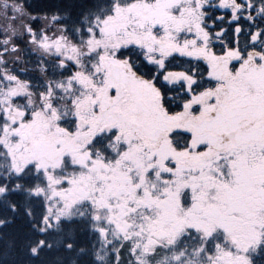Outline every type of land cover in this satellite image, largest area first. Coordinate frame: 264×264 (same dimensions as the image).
Instances as JSON below:
<instances>
[{"label":"snow or ice","instance_id":"1","mask_svg":"<svg viewBox=\"0 0 264 264\" xmlns=\"http://www.w3.org/2000/svg\"><path fill=\"white\" fill-rule=\"evenodd\" d=\"M88 3L96 6V10L92 13L91 21L85 16L84 27L75 29L78 42L72 41L68 36H56L55 32L46 33L44 29H40L42 39L37 40L34 25L43 17H38L33 10L32 0H15L14 3L12 0H2L0 18L9 21L10 29L17 22L22 24L30 41L38 43L48 55H53L49 49H55L60 71L69 69L66 84L57 83V89L72 91L73 74L78 71L82 70L84 74L91 71L93 76L98 75L100 69L94 59H102L107 55L125 61L127 71L133 74V78L139 77L143 85L155 89L159 97V108L163 110L164 116L178 118L181 124L187 121L197 127L204 125V138L197 137L194 131L188 129H177L171 133L170 143L175 144V151H183L198 158L196 166H188L183 170L196 175H189L187 180H183V173L178 176V170L167 165L155 173L146 169L151 182L149 177L144 178L143 183L148 185L145 195L151 197V192L157 188L156 182L168 185L166 190L162 189L154 197L159 201L161 196H168L180 179L182 183L177 196L181 208L183 209L184 194H188L191 211L203 205L215 208L225 203L230 194L246 192L252 201L249 210L242 217L230 216L228 222L219 224L224 233L222 238L214 234L215 229L197 235L200 243L193 250L197 260H189L187 264H260L259 261H253L247 253L251 249L255 256H261V250L257 246L260 237L264 236V25L255 26L264 7L253 3V0H217L216 3H210V0H177L183 10L177 8L170 15L179 13L183 16L186 10L190 14L199 12L200 16L195 23L185 21L171 30L163 24L148 27L149 34L154 33L158 26L163 28L165 36L172 41L174 50L164 54L156 48L142 47L138 41L118 43L114 47L102 42V38L118 39V32H109L107 26L110 21L115 22L125 13L128 21L123 29L125 34L130 28L134 30L139 27L143 31L144 25L137 23L138 17L133 14L132 9L138 4L148 5L149 0H88ZM209 9L217 12L214 19ZM225 9L230 13L227 26L218 27L219 21L225 19ZM240 12H243V17L238 15ZM60 19L58 15L51 17L52 21ZM241 19L252 26L244 27ZM229 29L230 36L225 39ZM62 31L66 32V27ZM199 31L204 32L203 37L199 35ZM3 36L4 33L0 32V38ZM152 38L156 39L154 35ZM178 38H182L181 43H176ZM93 40L98 47H91ZM3 42L6 44L8 41L4 39ZM61 47L66 49L63 54ZM194 50H198V53ZM251 51L258 55L250 57ZM153 52L158 55H151ZM225 57L228 59L223 66H214L212 63V60L219 61ZM250 72L257 75V83L246 85L245 78ZM17 82L15 75H9L6 70L0 69V85L5 86L0 90L7 91L9 84ZM22 83L24 88L13 93L14 99L30 94V82ZM115 94L116 89H109L110 96ZM63 100L65 103L60 107L65 112L69 111V106H75L71 97H63ZM27 115L24 112V116ZM72 119L76 120L77 117L73 116ZM0 121L7 126V115L0 114ZM11 123L17 122L13 120ZM95 139L97 138L94 137ZM99 139L104 145L105 153L116 156L121 143L131 147L132 140L140 137L133 133L128 139L120 141L118 136L103 138L101 134ZM152 167L155 168L156 165L153 164ZM128 171L132 169L128 168ZM149 210L151 211L150 207ZM232 210L235 209H230ZM194 231L199 234L201 229L195 228ZM170 243L174 246L176 242ZM41 244L43 246V242ZM66 247L70 249L71 244ZM122 251L123 246L113 253V264H119ZM129 254L136 258L137 264H144L140 259L138 246L130 247ZM145 254L151 259L156 255V248L146 249ZM184 255V251L179 255H172L171 264H181Z\"/></svg>","mask_w":264,"mask_h":264},{"label":"rangeland","instance_id":"2","mask_svg":"<svg viewBox=\"0 0 264 264\" xmlns=\"http://www.w3.org/2000/svg\"><path fill=\"white\" fill-rule=\"evenodd\" d=\"M216 2L217 0H210V3ZM177 8L183 10V6L177 4V0H149L148 5L138 4L132 11L138 17L137 23L144 25V30L141 31L139 27L134 30L130 28L125 34L123 29L128 22L125 13L115 22L110 21L107 26L109 32L113 30L118 32V39L102 38V42L114 47L118 43L138 41L142 47L156 48L159 52L167 54L174 50V45L165 36L163 28L158 26L154 33L149 34L148 27L152 24H163L171 30L185 21L195 23L200 16L199 12L190 14L186 10L183 16L179 13L170 15ZM238 15L243 16V12ZM52 22L46 21L47 24L40 29H44L46 33L55 32L56 36H64L57 27L52 25L49 27ZM8 23V20L0 18V32L4 33L0 38V56L6 52L5 62H8L0 63L2 70L13 75V71L17 69L12 67L14 61L10 57L11 53L17 52L13 49L19 42H24L28 46L30 54L34 55L37 62L44 59L59 69L54 48L49 49L53 55H48L38 43L30 41L22 24L17 22L10 29ZM40 29L35 32L37 40L42 39ZM153 35L156 37L155 40L152 38ZM199 35L203 37L204 32L199 31ZM4 39L8 41L6 44L3 42ZM181 42L182 38L176 40V43ZM91 47H98L95 40L91 42ZM111 50L112 47L109 48V51ZM65 51L66 49L61 47V53ZM194 51L198 53V50ZM150 54L158 55L157 52ZM20 60L27 63L24 57L19 58ZM19 61H15L14 64L20 66ZM94 62L99 66V74L93 76L91 71L84 74L82 70L74 73L72 91L64 92L65 90L57 89L56 85L48 87L46 89L48 91L45 90L46 95L43 96L29 86L30 94L26 93L22 98L14 99L13 93L24 88L20 80L15 84H9L7 91L0 90V114H6L8 117V124L0 134V143L15 171L22 172L30 169L27 166H31L33 173L42 178V183L36 186V192L44 200L46 225L50 226L61 217L83 207L96 221L99 231L107 232L109 229L107 227H110V231L125 236L131 235L132 239H138L145 247L147 243L169 242L180 233L194 231L195 228L201 229V235L213 229L215 232L223 233L219 227L220 223L228 222L230 216L242 217L252 204L249 195L244 191L230 194L225 203L215 208L203 205L191 211L188 194H184L183 209L181 208L177 196L182 183L180 179L168 196H161L159 201L154 197L162 189L166 190L168 185L156 182L157 188L151 192V197L145 195L148 185L143 181L145 177H149L146 169L155 173L167 165L178 170V176L183 173V180H187L189 175H196L185 173L183 170L188 166H196L199 163L198 158L183 151H175L170 143L171 133L177 129H188L194 131L197 137L204 138L202 135L204 125L197 127L187 121L181 124L178 118L164 116L163 110L159 108V97L155 89L143 85L139 77L133 78V74L127 71L125 61L105 55L102 59H94ZM218 62L215 60V64ZM116 66L123 80L122 90L120 85L118 86L120 80L114 81L111 75V70ZM257 79V75L250 72L245 78V84H255ZM106 82L108 86L114 82L118 88L114 96L101 89L103 84L106 86ZM61 83L66 84V80H62ZM4 87L0 85V89ZM63 97H71L74 100L75 106H69V110L77 113L97 108L96 115L100 119L97 129L100 130V136L91 142L89 147L82 145V142H86L85 135L89 133L91 126L81 128L79 132L71 130L69 135L62 132L61 128L69 125L58 120L63 116L56 111L65 103ZM61 109L64 114H68ZM101 109L104 110L103 114L99 112ZM24 112L28 113L26 117ZM13 120L17 123L12 124ZM162 128L165 131H162ZM133 133L140 139H133L131 147L121 143L119 154L116 156L106 154L99 139L103 134V138L114 135L123 141ZM63 146L65 155L62 161L49 163L38 156L39 148L50 150V154L53 155ZM88 149L92 151L88 152ZM93 150H99V153L95 154ZM173 161L176 163L173 164ZM153 164L156 165L155 168L152 167ZM128 168L132 171H128ZM189 225L193 227L189 228ZM183 264H187V261Z\"/></svg>","mask_w":264,"mask_h":264},{"label":"trees","instance_id":"3","mask_svg":"<svg viewBox=\"0 0 264 264\" xmlns=\"http://www.w3.org/2000/svg\"><path fill=\"white\" fill-rule=\"evenodd\" d=\"M12 2L14 3L15 0ZM253 3L264 7V0H253ZM32 7L38 17H43L34 25L36 30L45 25L46 21L51 20L52 16L58 15L61 19L53 21L51 25L57 27L60 32L66 27L67 31H62L64 36L70 37L74 42H78L75 29L84 27L85 16L91 21L92 13L96 10V6L90 5L88 0H32ZM209 13L213 19L217 14L212 9H209ZM229 14V11L224 10L225 19L219 21L218 27L227 26ZM240 22L244 27L252 26L246 24L243 19ZM261 25H264V12H261L255 21L256 27ZM230 33L231 29L224 38L228 39ZM209 43L211 44V41ZM17 47H14L17 52L11 53L10 58L15 62L24 57L27 63L20 60L21 64L19 63L20 66H18L11 61L12 67L17 68L12 74L21 82L29 81V86L35 89L37 94L44 96L48 87L56 86L68 77L69 69L61 72L58 66L44 59L37 62L24 42H19ZM232 55L234 56L235 53L233 52ZM257 55L255 51L249 52L250 57ZM0 59L5 62L6 52L0 56ZM227 59L228 57L219 60L218 64L223 66ZM212 63L214 66L217 65L215 60H212ZM2 122L0 121V132ZM172 145L175 149V144L172 143ZM37 184H39V178L32 173L18 174L14 171L0 145V264H113V253L121 246L123 251L120 254L119 264H137L136 258L129 254V248L137 246L140 259L144 264H171L172 255H179L181 251L185 252L181 264L185 261L197 260L193 250L200 243L196 237L201 234L193 230L184 231L171 240L176 242L174 246L170 241H165L147 243V246L143 247L138 239H132L131 235L125 236L110 231V227H107L109 228L107 232L99 231L96 221L83 207L81 210L75 209L72 214L61 217L48 226L44 222L46 212L44 200L36 192ZM185 233L188 234L185 235ZM214 234L221 238L224 235L220 231ZM69 243L70 249L66 247ZM257 247L261 250V256H255L251 249L247 255L253 261L264 264V236L261 237ZM152 248H156V255L149 259L145 250Z\"/></svg>","mask_w":264,"mask_h":264},{"label":"flooded vegetation","instance_id":"4","mask_svg":"<svg viewBox=\"0 0 264 264\" xmlns=\"http://www.w3.org/2000/svg\"><path fill=\"white\" fill-rule=\"evenodd\" d=\"M119 80H120V82L118 83V86L120 85L121 90H122V84H123L122 77ZM113 83L111 82V84H109V86H108L107 85V82H106V86H105V84H103L102 87H101V89L104 90V91H106L108 94H109V89H116V91H118L117 90L118 88ZM64 92H67V91H64ZM45 95L46 94H44V96ZM101 98H102V95L100 96V99ZM53 109H54V107H53ZM56 111H58V113L60 112V114L63 116V118H58V120L65 121V122H67L69 124L68 126L61 128L62 132L66 133L67 135H69V132H71V130L73 132H79L81 128L84 129V128L88 127V126H91V129H90L89 133H87L85 135V136H87L86 142H84V143L82 142V145L84 144V146L87 145L89 147L90 146V143L94 141V137L97 138V137L100 136V130L97 129L98 128V124L100 122V119L96 115L97 112H98L97 111V108L93 107V108H90V110H81L78 113L75 112L74 110H69L67 112L68 113L67 115L62 112V109L61 108H57ZM99 112L101 114H103L104 113V110L101 109V110H99ZM73 116H76L77 119L76 120H73L72 119ZM4 126H5L4 125V122H2V131L4 130ZM161 130L163 131L164 128H162ZM2 131L0 132V134L2 133ZM0 145H1V143H0ZM1 147H2V145H1ZM63 148H65V147L64 146L61 147V150L60 151H56L55 154L51 155L50 154V150L45 151L46 149L42 147V148H39V155L38 156L41 159H45L49 163L58 162L65 155V150H63ZM90 151H92V150L91 149H88V152H90ZM93 151H94L95 154L98 153V151H95V150H93ZM5 153H6V151H5ZM6 156H7L8 160H9V164L11 165V162H10V159H9L7 153H6ZM27 167L30 168V169H27V170L22 171V172H17L15 170L14 171L17 172L18 174L25 173V172L32 173L34 176H36L37 178H39V184H37V185H40L42 183V178H40V176H38V175H36V174L33 173V170L31 169V166L30 167L27 166ZM159 167L160 166H158V168ZM36 189H37V187H36ZM44 206H45V204H44Z\"/></svg>","mask_w":264,"mask_h":264},{"label":"water","instance_id":"5","mask_svg":"<svg viewBox=\"0 0 264 264\" xmlns=\"http://www.w3.org/2000/svg\"><path fill=\"white\" fill-rule=\"evenodd\" d=\"M111 75L114 79V81H119L120 79V72H119V68L116 66L111 70Z\"/></svg>","mask_w":264,"mask_h":264}]
</instances>
